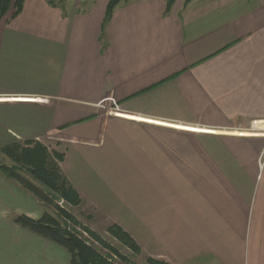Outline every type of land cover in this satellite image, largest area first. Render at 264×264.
Wrapping results in <instances>:
<instances>
[{"label": "crops", "instance_id": "obj_1", "mask_svg": "<svg viewBox=\"0 0 264 264\" xmlns=\"http://www.w3.org/2000/svg\"><path fill=\"white\" fill-rule=\"evenodd\" d=\"M108 2L2 18L0 149L62 153L83 203L144 255L264 264V0H121L103 32ZM41 203L0 172L3 263L70 264L14 220Z\"/></svg>", "mask_w": 264, "mask_h": 264}, {"label": "trees", "instance_id": "obj_2", "mask_svg": "<svg viewBox=\"0 0 264 264\" xmlns=\"http://www.w3.org/2000/svg\"><path fill=\"white\" fill-rule=\"evenodd\" d=\"M120 1L109 0L102 24L103 32ZM175 1L167 0L165 14L171 11ZM24 2L25 0H0V21L12 7L14 8L12 17L19 15ZM0 150L12 162L11 164L0 162V172L32 192L40 201L54 206L57 211V215L44 211L38 218L19 214L14 218L16 223L64 247L70 254V264H118L119 260L128 264H139L132 261L129 256L121 254L118 248L90 227L82 225L73 214L56 202L55 198L61 197L73 206L82 203L80 193L60 166V161L64 158L62 153L51 152L38 140L12 142ZM107 231L134 253H141L137 241L119 224H110ZM146 261L148 264H171L152 256H148Z\"/></svg>", "mask_w": 264, "mask_h": 264}, {"label": "rangeland", "instance_id": "obj_3", "mask_svg": "<svg viewBox=\"0 0 264 264\" xmlns=\"http://www.w3.org/2000/svg\"><path fill=\"white\" fill-rule=\"evenodd\" d=\"M0 162H4L7 164L12 163L9 158H7L5 155L1 153H0ZM35 182L39 186H42L37 180H35ZM55 200L60 206L65 207L71 214H73L82 223V225H86L90 227L93 231L99 234L102 238H104L109 243H111L116 248H118L121 254L129 256L132 261H135L139 264H148L146 261V258L148 256L142 254V251L140 254H136L132 250H130L128 247H126L125 245L117 241L114 237H112L106 228L112 223H109L108 221H106L101 215H95L94 211L90 209L91 207L89 206L87 207V205L83 203V199H82V203L78 206L71 205L70 203L66 202L61 197H56ZM41 204H42L41 206L44 208V211H48L54 215H57V211H56V208H54V206H51L44 202H42ZM92 219L94 222L91 221ZM1 240L2 239H0V241ZM0 264H5V263H3L2 260H0ZM118 264H128V263L124 261L122 262L119 260Z\"/></svg>", "mask_w": 264, "mask_h": 264}]
</instances>
